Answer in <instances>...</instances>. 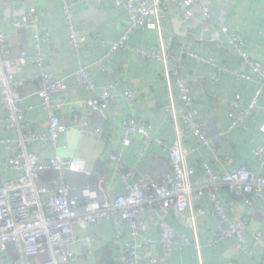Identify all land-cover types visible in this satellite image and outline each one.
Masks as SVG:
<instances>
[{"label":"built area","instance_id":"2783aa9c","mask_svg":"<svg viewBox=\"0 0 264 264\" xmlns=\"http://www.w3.org/2000/svg\"><path fill=\"white\" fill-rule=\"evenodd\" d=\"M58 1L67 22L71 47L74 52H79L89 42V38L77 28L74 13L76 0ZM113 4L125 12L127 23L115 43L99 44L106 49L103 59H109L117 51L130 50L146 61L158 63L162 67L164 83L169 93L165 112L173 125L175 137L171 142L164 141L153 134L149 125L140 123L132 114L127 116L121 123L119 151L109 156L115 163L124 192H109L101 203H89L86 200L89 196L85 198L72 194L63 178L52 185L41 184V176L46 172L61 177L67 173L90 176L93 169L86 161L77 157L66 159L60 154L61 135L72 128L80 137L101 139L103 128L90 125L91 113L101 115L110 108L116 97H121L130 105L136 99V93L130 89L119 91L117 86L123 82L117 79L104 86L97 97L84 100L82 110L78 111L74 103L61 96L67 92L70 80L78 83L86 94L93 91L94 84L87 66L60 78L45 69L44 59L39 53L27 55L20 52L5 60L0 58V107L3 112L0 116V128L17 133V139H0V146L6 145L11 151L5 166L16 173L14 179L0 181V264H74L78 259L72 253V246L77 242L73 230H86L102 221L110 222L114 228L113 241L121 249V264H157L161 254L170 256L175 250L186 246H194L199 264H202L197 219L208 213L197 205L202 199L211 203V214L218 220L216 238L234 239L240 252L252 256L256 247L264 240L260 231L254 233L251 245L245 237V229L256 210L264 215V144L255 151L258 171L242 165L231 172L216 174L203 161L199 162L198 167L187 164L189 153L184 147L183 128L211 152L213 159H217V149L208 136L206 123L198 118L199 110L192 96L191 84L181 73L187 69V64L176 63L171 67L163 39L162 22L170 4L179 6L184 20L192 18V9L198 7L201 26L214 31L216 22L210 9L199 0H113ZM19 10L22 11L21 14L12 8L9 10L13 29L15 32L30 31L33 47L38 51L41 43L50 40V33L40 31V14L36 8ZM136 30L154 31L157 35V47H130L129 39ZM220 31L227 37L229 47L248 71H232L230 74L235 79L250 81L255 77L257 81L246 108L240 105V95H235L229 103L227 130L233 131L245 127L248 118L258 113L260 97L264 92V64L247 54L245 41L239 33L231 32L227 27H221ZM260 35L264 38V31ZM9 39L8 35L0 32V49ZM179 54L211 67L213 73L210 78L213 81H217L219 72H228L224 66L218 65L211 58L198 55L189 46H182ZM26 63L34 67L31 79L20 76L22 66ZM102 71L105 72V69ZM30 83L36 85L34 95L46 112L47 123L44 130H34L26 123L27 109L23 104L22 91ZM173 89L178 93V103L175 102ZM65 108L71 113L70 126L64 124L58 116V112ZM261 131H264V123ZM136 138H140L143 143L137 152L139 158L146 157L153 145L163 149L170 167L169 174H143L135 182L131 181L135 173L124 166L121 151ZM43 142H48L54 151L49 160H42L37 152L28 149L32 143ZM225 163L230 164V160L226 158ZM199 170L203 173L200 184L193 180ZM224 189L240 199L246 207L241 218L230 219V208L219 197ZM173 220L182 221L191 236L176 234L171 226ZM125 228L131 241L123 240ZM152 229L158 234L159 253L152 250V241L146 236ZM214 243L215 240L208 241L210 246Z\"/></svg>","mask_w":264,"mask_h":264},{"label":"crops","instance_id":"0c3cea01","mask_svg":"<svg viewBox=\"0 0 264 264\" xmlns=\"http://www.w3.org/2000/svg\"><path fill=\"white\" fill-rule=\"evenodd\" d=\"M210 9L216 22V29L209 31L201 26V12L198 7L192 9L193 16L188 20L182 18L179 6L170 4L168 12L163 17L162 33L171 67L176 63H186L187 69L181 73L187 77L192 87V96L199 110L198 118L207 125L208 136L216 147V157L205 147L193 139L184 128V147L188 151L187 164L198 167L199 162H205L216 174L223 171L231 172L242 165L258 171L255 151L264 144V92L260 97L257 115L251 116L243 128L228 131L229 103L235 95H240L242 108H246L256 88L257 81L235 79L230 73H248L242 61L235 55L227 43L220 28L227 27L231 32L239 33L245 41L247 54L264 64V0H199ZM21 14L20 8H36L40 14L39 29L50 33V40L43 42L36 51L33 47L30 31L15 32L9 10ZM76 25L89 42L79 52H74L67 34L65 21L58 0H0V32L10 39L0 49V58L5 60L20 52L27 55L39 53L44 59L45 69L55 77H67L80 67L87 66L92 78L94 89L85 93L82 87L73 80L68 81V90L61 97L74 103L81 111L83 101L89 97H97L104 86L119 79L117 89L135 91L136 99L128 105L121 97H116L110 108L101 115L91 113L90 125L103 128V137H80L72 128L61 135L59 144L61 155L66 159L74 157L83 159L93 169L92 174L81 175L67 173L61 177L55 173H43L41 184L52 185L61 178L68 184L72 194L81 195L89 203H101L107 193L122 194L124 187L115 163L109 159L111 154L119 151L122 121L132 114L140 123L149 125L155 136L171 142L175 130L165 112L169 101V93L164 83L162 67L155 62L146 61L133 51H117L109 59H103L105 48L99 46L113 44L117 41L127 23L125 12L115 7L113 0H76L74 7ZM130 47L154 49L157 47V35L151 30H136L129 39ZM191 47L198 55L213 59L218 65L224 66L228 72L218 73L217 81L211 80V67L195 59L181 56L182 46ZM7 51L9 53H7ZM105 69V72L102 71ZM34 67L28 63L22 66L20 76L31 79ZM36 85L30 83L23 91V104L26 107V123L34 130L46 128L47 116L40 100L34 95ZM175 102L178 103V93L173 89ZM60 97V98H61ZM3 112L0 107V116ZM60 120L67 126L71 125V113L65 108L58 112ZM17 139L16 131H5L0 128V139ZM140 138L134 139L121 151V160L127 169L133 170L135 182L143 174L165 176L170 167L167 155L159 146L153 145L146 157L139 158L137 152L142 148ZM28 149L37 152L42 160H49L54 155L48 142L32 143ZM1 164L0 181L12 180L16 173L5 166V161L11 156L8 146H0ZM230 164L225 163V159ZM203 173L197 171L193 180L200 184ZM220 200L230 208V219L244 216L246 207L242 201L235 198L224 189L219 193ZM86 204V203H85ZM206 213L197 219L198 240L201 246L202 264H264V240L256 247L252 256L240 252L237 241L218 240L216 231L218 220L214 217L211 203L207 199L197 202ZM258 206V205H257ZM176 234L191 236L182 221H171ZM260 231L264 235V215L257 209L249 225L245 229L248 244H252L254 233ZM77 242L72 246V253L77 257L74 264H121V249L114 244V228L110 222L102 221L89 226L86 230L74 229ZM146 236L151 239V248L159 253L158 234L150 230ZM124 241H131L128 230L124 229ZM215 240L210 246L208 241ZM157 264H199L194 246H186L175 250L170 256L160 255Z\"/></svg>","mask_w":264,"mask_h":264}]
</instances>
